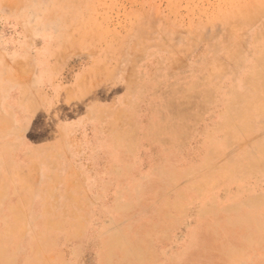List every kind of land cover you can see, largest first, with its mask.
Masks as SVG:
<instances>
[{
  "label": "rangeland",
  "instance_id": "rangeland-1",
  "mask_svg": "<svg viewBox=\"0 0 264 264\" xmlns=\"http://www.w3.org/2000/svg\"><path fill=\"white\" fill-rule=\"evenodd\" d=\"M0 264H264V0H0Z\"/></svg>",
  "mask_w": 264,
  "mask_h": 264
}]
</instances>
